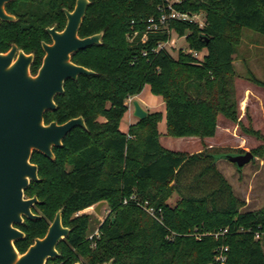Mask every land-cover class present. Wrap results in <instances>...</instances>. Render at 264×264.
<instances>
[{
    "label": "trees",
    "instance_id": "obj_1",
    "mask_svg": "<svg viewBox=\"0 0 264 264\" xmlns=\"http://www.w3.org/2000/svg\"><path fill=\"white\" fill-rule=\"evenodd\" d=\"M88 1L78 35L102 32L101 45L73 54L71 61L94 75L67 80L63 94L54 100L56 110L44 114L45 124L82 117L86 129L74 128L62 147L52 150L54 161L32 154L38 181L30 183L24 196L37 198L32 213L40 219H24L16 226L25 236L15 242L16 250L22 254L34 239L42 238L63 209L62 225L70 232L57 246L59 257L46 264L79 260L81 264L110 260L112 264H219L215 254L219 246L228 247L224 264H264V207L241 211L244 201L214 163L213 156L221 154L203 150L190 155L162 147L161 112H148L126 133L120 130L126 101L148 85L164 104L166 136L213 138L221 117L259 140L251 154L264 158V135L238 121L233 63L244 29L264 35V0H181L176 9L203 14L205 26L180 22L171 23L170 29L177 37H186L188 49L204 52L199 63L183 50L176 59L164 50L152 53L158 43L169 40L167 34L150 35L140 42L143 21L158 15L162 0ZM74 3L11 2L6 11L20 21L0 27V52L14 42L33 53L35 74L43 57L40 42H49L44 28L63 27L62 9L71 10ZM132 22L140 35L130 43ZM248 78L264 91V74L263 79L250 74ZM173 194L179 200L170 206ZM100 202L106 203L110 215L90 242L86 240L90 217L77 214ZM145 202L160 210V222L141 208ZM224 229L228 233L217 239L204 235Z\"/></svg>",
    "mask_w": 264,
    "mask_h": 264
},
{
    "label": "water",
    "instance_id": "obj_2",
    "mask_svg": "<svg viewBox=\"0 0 264 264\" xmlns=\"http://www.w3.org/2000/svg\"><path fill=\"white\" fill-rule=\"evenodd\" d=\"M11 1L0 0V22L15 21L5 11ZM88 5V0H76L72 12L64 10L66 25L61 32L55 26L46 29L51 44H41L44 56L36 75L29 71L32 55L17 53L15 46L6 54L0 53V264H46L47 260L59 257L56 247L70 232L62 225L63 209H60L45 235L34 239L24 253L20 254L14 245L25 237L16 226L24 219H40L32 213L37 198L24 196L30 183L38 181V168L31 163L32 154L37 152L54 161L52 150L61 148L62 141L74 128L86 129L82 117L63 124H45L44 114L56 110L54 100L63 94L67 80L94 75L71 61L73 54L101 45L102 32L85 38L78 36ZM132 107L134 118L138 121L146 118L147 112L138 101L134 100ZM219 156L238 169L255 160L251 152ZM104 204H96L93 212L99 215Z\"/></svg>",
    "mask_w": 264,
    "mask_h": 264
},
{
    "label": "rangeland",
    "instance_id": "obj_3",
    "mask_svg": "<svg viewBox=\"0 0 264 264\" xmlns=\"http://www.w3.org/2000/svg\"><path fill=\"white\" fill-rule=\"evenodd\" d=\"M187 50L184 39H180L172 34V39L167 52L177 58L178 51ZM234 68L236 72L235 90L238 100L239 118L243 126L251 127L253 131H258L264 135V94L261 88L253 84L248 78L249 74L258 79H263L264 70V35L255 31L244 29L234 55ZM138 101L140 106L148 112H164L165 108L159 97L150 92L146 85L142 92L126 101L127 114L122 119L120 130H127L129 123L135 124L138 120L132 116V102ZM103 121V119H99ZM158 131L160 143L164 148L171 151L190 154L194 149H201L206 146L212 147L208 151L216 154H239L252 152L261 142L254 137L245 135L241 129L223 118L218 119L217 131L212 140L206 144L203 140L195 142L188 138H171L166 136V125L164 120L159 123ZM203 151V149H202ZM193 155V154H192ZM214 163L228 183L231 185L234 194L244 201L241 211H257L264 207V158L255 157V160L238 169L221 156L214 155ZM179 200V196L173 194L168 199V204L174 206ZM92 206L79 212L77 215H89L90 229L86 237L87 241H92L99 236V226L108 218L110 210L106 203L101 207L99 215L93 212ZM79 262H81L79 260Z\"/></svg>",
    "mask_w": 264,
    "mask_h": 264
},
{
    "label": "built area",
    "instance_id": "obj_4",
    "mask_svg": "<svg viewBox=\"0 0 264 264\" xmlns=\"http://www.w3.org/2000/svg\"><path fill=\"white\" fill-rule=\"evenodd\" d=\"M181 0H162V4L158 7V15L156 17H150L146 19L144 22L145 29L141 33L140 42L143 44L147 37L150 35H157V34H167L169 37V40L166 42H160L158 45L152 49V53H158L160 51H167V47L170 44V41L172 39V34H175L173 30L170 29L171 23H189V24H196L199 28H202L205 26V19L203 14H189L185 12H181L176 9L177 5H180ZM140 35V32L138 30L134 29V23H131V32L128 34L127 39L130 43L134 41ZM176 35V34H175ZM180 39H186L185 36L179 37ZM186 43V41H185ZM187 54H190L197 63L202 61L204 52H198L193 51L187 48L186 51H184ZM147 52L144 51L142 53V57H146ZM130 100V98L128 99ZM131 200L136 201V198L134 196L130 197ZM126 203V201H124ZM141 208L152 218L160 222V210L155 211L153 208L148 207V204L145 202L143 205H140ZM228 233L227 229L221 230L216 233H210V234H204L207 236H212L215 239L224 236ZM260 234L257 232L254 235V238L257 240L259 239ZM200 236L196 235V238ZM228 251L227 246H219L215 250L216 254V262L219 264H224L226 261V253Z\"/></svg>",
    "mask_w": 264,
    "mask_h": 264
},
{
    "label": "flooded vegetation",
    "instance_id": "obj_5",
    "mask_svg": "<svg viewBox=\"0 0 264 264\" xmlns=\"http://www.w3.org/2000/svg\"><path fill=\"white\" fill-rule=\"evenodd\" d=\"M13 1H15V0H13ZM13 1H11V2H13ZM10 2V3H11ZM10 3H8V4H10ZM75 3H76V0H75ZM75 3H74V6H73V8L71 9V10H67V9H62V12H63V15H64V25H63V27H61V28H58V25L57 24H54V25H52L51 27H45L44 28V33L47 35V37H48V39H49V42H45V41H41L40 42V46H41V44L42 43H45V44H51V38H50V36L47 34V32H46V29H51V28H53L54 26L56 27V31H58V32H61L64 28H65V25H66V17H65V14H64V10H66V11H68V12H72L73 11V9H74V7H75ZM8 4H6V6L8 5ZM6 6H5V11H6ZM6 13H7V11H6ZM7 14H9V13H7ZM9 15H11V14H9ZM11 16H13L14 17V19H15V21L14 22H0V27L2 28V27H4L3 26V24L4 25H6V24H17L20 20H19V18H17L16 16H14V15H11ZM79 36V35H78ZM80 38V37H79ZM4 45V44H3ZM13 46H15L16 47V50H17V53L19 52V51H21V52H23L25 55H32L33 56V61H34V55H33V53H26L19 45H17L16 43H14V42H9L8 43V47H7V49H5L4 51H2V52H0L1 54H6V53H8L11 49H12V47ZM41 49H42V47H41ZM43 51V50H42ZM43 56H44V53H43ZM42 59H43V57H42ZM33 61H32V63H31V65H30V68H29V71H30V74L32 75V76H34V75H36V73H37V71H38V69H37V71H36V73L35 74H32V72H31V66H32V64H33ZM42 62V61H41ZM41 66V65H40ZM59 244V243H58ZM14 245H15V243H14ZM58 246V245H57ZM93 246V245H92ZM56 249H57V247H56ZM50 260V259H49ZM52 260H54V259H52ZM47 262H48V260H47ZM46 262V263H47ZM74 264H81L80 262H77V263H74Z\"/></svg>",
    "mask_w": 264,
    "mask_h": 264
},
{
    "label": "crops",
    "instance_id": "obj_6",
    "mask_svg": "<svg viewBox=\"0 0 264 264\" xmlns=\"http://www.w3.org/2000/svg\"><path fill=\"white\" fill-rule=\"evenodd\" d=\"M263 91V90H262ZM263 94H264V91H263ZM160 98V97H159ZM161 99V98H160ZM161 101H162V99H161ZM141 105V104H140ZM162 105L164 106V104H163V102H162ZM142 107V106H141ZM147 113H148V111H146ZM162 117H163V119H162V121L164 120V122H165V110H164V112H162ZM130 125H132V123H129V125H128V127L130 126ZM166 125V124H165ZM128 127H127V130H128ZM127 130L126 131H124L123 133H126L127 132ZM216 131H217V129H216ZM159 132V131H158ZM160 135V134H159ZM161 137V136H160ZM160 137H159V142H160ZM189 140H193V141H195V142H201L199 139H197V138H188ZM213 138H207V139H204L203 140V142L206 144L209 140H212ZM161 144V143H160ZM162 146V145H161ZM163 147V146H162ZM167 149V148H166ZM202 149L203 150H209V149H212V147H208V146H206V147H204V148H201V149H194V150H192V151H190V155H192V154H197V153H200L201 151H202ZM169 150V149H168ZM221 172V171H220ZM222 174V173H221ZM223 175V174H222Z\"/></svg>",
    "mask_w": 264,
    "mask_h": 264
}]
</instances>
